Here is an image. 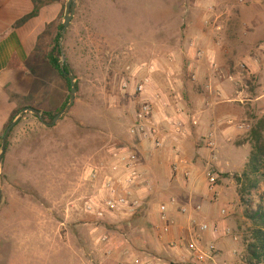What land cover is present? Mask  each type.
<instances>
[{"label":"rangeland","instance_id":"374dc122","mask_svg":"<svg viewBox=\"0 0 264 264\" xmlns=\"http://www.w3.org/2000/svg\"><path fill=\"white\" fill-rule=\"evenodd\" d=\"M68 1L63 0L64 14ZM76 1L64 46L79 91L73 107L56 125H45L37 115L26 112L14 127L0 164V264H75L74 249L80 251L74 257L78 264H104L103 245L97 237L101 229L113 227L102 225L93 232L85 224L83 200L98 188L87 185L82 173L88 164L105 165L109 147L136 148L141 142L130 134L137 108L134 84L128 92L122 89L124 79L139 66L156 61L161 71L152 90L169 89L174 101L181 96L197 112L202 106L207 66L203 60L196 63L199 80L188 74L187 65L194 60L189 43L195 41L204 49L210 43H253L236 51L233 62L226 58L234 70L242 69L239 58L250 50L264 60V48L255 44L258 40L264 43V33L252 37V0L219 3L220 11L231 13L223 16L228 23L225 32L205 29L207 0ZM35 68L39 80L33 94L29 99L18 98L19 104H31L41 112L59 110L69 100L67 83L47 62ZM170 72L178 80H171ZM243 77L237 80L242 92L224 108L229 116H237L234 125H246L238 141L247 142L251 128L264 117V66L259 80L252 77L250 83ZM247 144L241 152L245 162L253 152ZM1 145L0 140V153ZM185 147L193 152L190 145ZM248 162L243 172H221L219 179L220 203L227 209L232 233L240 238L241 264H247V247L262 226L248 214L264 212V180L249 191L246 179L240 183L235 179L244 174Z\"/></svg>","mask_w":264,"mask_h":264},{"label":"crops","instance_id":"0c3cea01","mask_svg":"<svg viewBox=\"0 0 264 264\" xmlns=\"http://www.w3.org/2000/svg\"><path fill=\"white\" fill-rule=\"evenodd\" d=\"M223 1L214 2L218 5L215 12L209 11V7L214 3L211 0L206 1L203 15L205 29L213 32L217 31V28H221L222 32L227 30L228 23L223 16H229L231 13L229 9L226 10L229 13L220 11L219 6ZM224 7L228 8L227 5H222V8ZM63 8V0L47 5L42 8L39 16L15 28L14 25L19 19L33 11V0H0V135L3 134L13 112L20 105L18 100L11 98L10 93L24 99H29L33 94L39 78L34 72L37 70L32 62V54L39 36L48 24L59 18ZM258 33H264V0H252V37L257 39ZM252 44L210 43L205 48L207 57L203 61L206 62L207 73L201 90L202 106L197 112L189 106V103H185L181 96L174 101L169 89L168 92L166 90L161 92L153 91V84L150 87V93L147 95L149 98H155L158 92L162 93V99L158 98L156 102L158 119H163V113L171 115L174 109L179 107L183 110V114L178 116V121L182 123V129L186 133L176 134L167 123H164L165 129L163 128L161 135L165 143L161 149L155 150L151 143L145 141L139 142L137 147L133 148L139 155V165L148 179V182H143L138 190L144 204L134 218L122 223L123 230L111 226L113 227L111 231L120 235L124 241L121 250L128 251L126 259L129 260V264H135L133 258L141 261L138 264L149 258H155L160 264H196L195 257L190 252V245L200 233L196 225L204 222L218 223L221 229L216 235L211 232L200 233L199 240L205 247L212 243L216 246L214 257L202 264H241L240 242L232 238L233 233H226L230 229L229 221L221 213L223 204L212 200L208 190L207 175L211 167H215L220 173L233 171L241 173L248 162V159L246 162L243 161L241 152L249 144L238 141L245 128L234 125L236 122L233 118L237 116H229L224 104L234 102L242 92L237 81L241 79L240 70H234L227 65L226 58L228 62H233L231 57L236 51ZM255 44L264 48V43H260L259 40ZM191 51L194 60L189 61L187 65L188 74L190 65L197 71L196 63L203 62L197 60L194 49ZM239 59L240 65L246 67L243 79L247 75H254L259 80L264 66L263 58L254 50H250ZM212 62L218 65V70L213 67ZM157 75L158 73L154 75V82ZM198 75L200 79L201 72H198ZM173 76L174 73L170 72L171 80L175 79ZM232 76L235 78L234 81L229 78ZM233 86L236 89L229 91L231 87L234 88ZM172 88L176 89L175 86ZM164 101L169 102L172 108H164ZM63 103L64 93L61 105ZM194 119L198 120L197 125L192 124ZM229 119L234 121L232 125L227 123ZM210 132L216 135L214 149L207 148L202 142L203 136ZM185 145H190L193 152L187 151ZM181 158L189 162L188 166L192 170L191 178H185L183 172L173 173L172 164ZM198 161L202 162L201 165H198ZM172 196L177 198L179 206L192 208L200 203L202 210L184 214L179 206H172L169 230L166 231L164 230L166 225L160 219L159 206ZM83 216L88 219L85 224L90 226L91 217L85 212ZM65 250L68 252V249ZM74 252L76 253L74 257L78 258L80 251L74 249ZM100 256L104 264H116L119 258H123L121 253L109 257L102 252ZM74 257H71L73 262L78 264Z\"/></svg>","mask_w":264,"mask_h":264},{"label":"built area","instance_id":"2783aa9c","mask_svg":"<svg viewBox=\"0 0 264 264\" xmlns=\"http://www.w3.org/2000/svg\"><path fill=\"white\" fill-rule=\"evenodd\" d=\"M216 4L209 7L210 12L216 11ZM221 30V28H217ZM190 49H194L198 61H202L207 57L206 50L203 47H198V43L192 41L189 43ZM173 60V58H171ZM212 65L217 70L218 65L212 62ZM240 75L243 76L245 72V65H241ZM189 74L193 80H198V72L195 71L191 65L188 67ZM161 71L160 65L156 61L150 63H143L137 69L136 73H131L126 77L122 83L124 92H128L134 84L133 94L134 99L137 100V108L134 111L132 125L130 127V134L133 138L140 141L151 143L155 150H159L164 146V139L161 132L167 123L172 130L177 134L186 133L182 129V123L178 121V116L183 114L181 108H175L173 113L162 115L163 119L159 120L157 117L156 102L158 98L162 99V93H156L155 98H149V89L154 83V75ZM169 74V73H168ZM234 81L235 78L229 77ZM164 108H172V105L164 101ZM232 125L234 121L229 119L227 121ZM193 125L198 124V120L192 121ZM246 125H239L240 128H245ZM165 129V128H164ZM202 142L207 148L214 149L216 147V135L210 132L203 136ZM189 162L185 158H181L172 164L173 173L183 172L185 178L192 177V170L188 166ZM220 172L211 167L207 175L208 190L214 202H220L221 193L219 186ZM82 180L90 186L97 187L98 191L87 196L83 200V210L91 217L92 231H99L103 225L113 226L117 229H122V223L128 222L138 214L143 207V198L139 195L138 190L143 182H148L145 172L139 165V155L137 151L130 145H114L109 147L108 161L105 165L88 164L82 173ZM179 206V202L175 197H169L168 200L162 202L159 206V215L162 222L165 223L164 230H169L170 222V208ZM180 211L187 214L191 211L199 212L202 210V205L199 203L192 208L187 206H179ZM221 213L225 217L227 214L226 207L221 208ZM200 233L211 232L214 235L220 232V225L218 223H200L196 225ZM232 231H226L229 234ZM200 233L197 239L190 245V252L195 257L196 264H202L214 257L216 252L215 244L204 246L200 239ZM233 239L240 242L238 235H232ZM98 242L102 243V252H105L109 257H114L115 253H121L122 259L119 258L116 264H129L128 251L121 250L124 246V241L120 235L115 234L108 228L101 229L98 235ZM135 264L141 263L139 259H134ZM142 264H160L155 258H149L142 261Z\"/></svg>","mask_w":264,"mask_h":264},{"label":"trees","instance_id":"16d2710c","mask_svg":"<svg viewBox=\"0 0 264 264\" xmlns=\"http://www.w3.org/2000/svg\"><path fill=\"white\" fill-rule=\"evenodd\" d=\"M62 0H33L34 9L31 13L25 15L15 23V28H19L30 21L32 18L39 16L40 11L43 7L59 3ZM64 8L59 16V18L47 25L45 31L39 36L37 46L32 54L33 62L36 65L40 63L47 62L54 70H56L61 78L67 83L68 89L71 92V79L70 73L73 74L71 69V64L67 57V53L64 46V51H62L61 40L63 38V27H64ZM50 39L49 44H47V39ZM63 54L66 56V60L63 59ZM37 73V71H34ZM252 77L256 78L254 75H247V81L252 83ZM77 79V76H76ZM257 79V78H256ZM78 91L79 83L77 82ZM12 99L18 100L20 98L14 93H10ZM69 100L64 103V105L57 111H42L45 121H53L55 116L60 113L68 104ZM32 106H21L13 112L10 121L5 126L4 132L0 135L1 143L5 132L7 131L10 124L21 114V112ZM47 121V122H48ZM14 128L10 131L8 135V140L6 144V151H8L10 139ZM250 137L247 142L252 146V154L247 165V169L242 176L236 175L235 179L238 183L242 182V179H246L249 183L248 189L251 191L253 188H257L259 183L264 180V175L261 173L262 168H264V117L259 119L257 123L251 128ZM2 149V145H1ZM5 158V157H4ZM246 190V189H244ZM248 218L251 220H260L262 226L255 230V239L249 243L247 247V264H264V212L256 211L248 214Z\"/></svg>","mask_w":264,"mask_h":264},{"label":"water","instance_id":"95a60500","mask_svg":"<svg viewBox=\"0 0 264 264\" xmlns=\"http://www.w3.org/2000/svg\"><path fill=\"white\" fill-rule=\"evenodd\" d=\"M76 4L77 1L76 0H69L67 3V7H66V13H65V19H64V27H63V38L61 40V47H62V51H64V37L66 35V32L68 30V28L70 27L72 20L75 16L76 13ZM63 59L66 60V56L65 54H63ZM70 79H71V93H70V103L69 105H67L60 113H58L54 120L52 122H47L45 121L43 114L40 110L33 108V107H27L25 108L21 114L10 124V126L8 127L7 131L4 134L3 137V148L2 151L0 153V164L2 162V159L4 157L5 154V149H6V144H7V140H8V135L10 133V131L17 125V123L21 120L23 113L26 112H32L35 115H37L41 121L48 126H54L56 125V123L59 121L60 118H62L64 115H66L70 109L73 107L74 103H75V99L78 93V86H77V80H76V76L72 73H70ZM2 200V195L0 193V203Z\"/></svg>","mask_w":264,"mask_h":264}]
</instances>
